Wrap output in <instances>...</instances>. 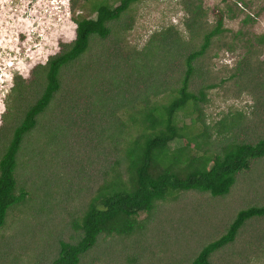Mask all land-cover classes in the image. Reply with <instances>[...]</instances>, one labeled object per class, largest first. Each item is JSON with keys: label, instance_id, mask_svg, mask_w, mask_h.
<instances>
[{"label": "rangeland", "instance_id": "1", "mask_svg": "<svg viewBox=\"0 0 264 264\" xmlns=\"http://www.w3.org/2000/svg\"><path fill=\"white\" fill-rule=\"evenodd\" d=\"M106 1L117 3V0ZM76 14L94 16L87 5L83 9L71 8L70 0H0V105L4 107L13 74L20 75L25 84L28 83L27 100L34 99L37 89L31 69L56 53L59 42L72 40L74 23L71 17ZM217 15L222 16L224 31L212 37L205 53L197 59L188 86L192 91L202 86L205 92L199 127L203 124L211 136L208 148L211 151L218 150L223 142L254 141L264 137V43L259 52L246 56L247 67L237 62L247 49L257 46L258 35L264 33V0L134 2L119 20L111 23L107 39L95 37L90 40L89 36L87 51L63 69L62 86L48 110H44L35 127L23 135L22 149L17 156V185L31 193L24 202L6 210L0 227V264H49L55 254L56 241L71 242L76 237L72 220L101 184L103 171L109 170L114 157L122 153L120 149L108 147L109 138H104L101 129L98 133L99 117L95 123L91 121L94 124L89 123L91 111H87L86 103L94 100L92 81L78 80L77 68L89 63L87 73L96 78L101 63L135 62L134 57L150 37L146 48L153 50L160 32L167 34L169 42H175L173 46L182 56L199 45L203 32L215 24ZM245 17L247 19L243 21ZM239 36L241 41L237 40ZM245 40L249 46L242 45L247 42ZM100 50L109 54H102ZM112 50L121 55V61L118 55L111 57ZM180 56H170L171 70L167 74L161 73L155 85L161 80L170 84L171 77L180 76ZM164 57L166 60L160 62H168L167 52ZM130 58L133 60H128ZM144 59L153 62L152 53ZM236 67H239L238 74ZM104 71L101 70V76ZM115 76L107 72L105 78L114 79ZM151 86L148 88L152 93L147 97L149 102L159 101L165 95L168 97L165 92L168 88L156 91ZM107 96L109 101L115 99L113 92ZM139 103L141 101H136L133 106L138 107ZM65 106L67 115H60L62 118L57 117V120L60 130H66L68 134L57 135L62 138L59 142L53 136L57 126L53 128L51 121ZM107 108H112L115 117L121 121H125L126 113L131 109L122 100L117 105L109 102ZM237 115L240 116L238 123L227 130L220 129L218 122L222 118ZM189 116H195V113L182 119L178 113V124L187 123ZM10 122L0 123L6 128V139ZM109 132L106 125L105 135ZM102 141L106 142L103 149ZM60 143L63 146L59 148ZM175 144H181V141L170 146ZM173 194L172 199L162 203L165 205L152 208L150 221L142 230L127 236L99 235L97 241L80 255L77 264L187 263L204 244L225 231L238 210L264 203V156L251 159L246 169L237 172L228 192L223 195L213 196L193 189ZM144 215L139 213L138 218L142 219ZM209 259L212 264H264V217L245 220L235 240L214 251Z\"/></svg>", "mask_w": 264, "mask_h": 264}, {"label": "trees", "instance_id": "2", "mask_svg": "<svg viewBox=\"0 0 264 264\" xmlns=\"http://www.w3.org/2000/svg\"><path fill=\"white\" fill-rule=\"evenodd\" d=\"M137 1L140 0H117L116 4H109L106 0H70L71 8L77 6L83 9L87 5L90 14L94 13V16L73 15L72 40L59 42L56 53L49 55L43 64L33 66L31 75L35 80L34 88L37 89L33 100L28 101L25 95L28 83L25 84L20 75L13 74L12 85L4 101L5 111L0 115L2 123L13 120L10 122L11 128L7 127L10 128L7 139L4 137L5 134L8 135L6 128L0 124V227L4 223L6 210L24 202L31 193V190L17 185V156L22 149L23 135L35 127L37 119L44 110H48L52 99L60 90L63 69L87 51L89 36L90 40L95 37L107 39L111 23L119 20L128 7ZM246 19L245 17L243 21ZM221 22L222 16L217 15L215 24L203 32L199 45L188 49L182 56L176 50L178 48L173 46L175 42H169L167 34L160 32L153 50L146 48L150 37L136 54L137 57H134L135 62H114L111 65L101 63L96 78L92 73H87L89 63L77 68L78 80L85 78L88 83L92 81L94 100L86 103L87 111H91L89 123H95V119L99 117L101 122L97 126L98 133L101 129L104 138H109L108 147L113 146L114 150L120 149L122 153L118 158L114 157V161L108 166L109 170L103 171L101 184L94 190L77 218L72 220L71 226L76 237L71 242L58 239L55 254L49 264H77L80 255L97 241L99 235L127 236L142 230L150 221L152 208H158L164 201L172 199L175 191L193 189L206 191L213 196L227 193L236 173L246 169L251 159L264 156V137L254 141L223 142L218 150L211 151L208 148L212 138L203 124L199 127L202 120L200 106L205 101V92L202 86L195 91L189 90L188 86L195 73L197 59L205 53L212 37L224 31ZM241 39V36L237 37V40ZM263 43L264 33H261L257 37V46L247 49L237 60L238 64L247 67L246 56L259 52ZM242 45L249 46L248 41ZM100 52L109 54L105 50ZM150 52L153 62H150L151 59L148 62L144 59L148 58ZM166 52L168 62H160L166 60ZM112 54L111 57L121 56L114 50ZM171 55L175 58L180 56V76L173 79L170 75V84L167 80H161L155 85L157 79L161 78V73L167 74L171 70ZM119 60L121 61V57ZM102 69H105V76L109 72L113 77L116 75L115 78H105L103 74L101 76ZM237 69L239 67H236V73ZM150 86L156 91L168 88L165 91L168 97L165 95L159 101L149 102L147 97L152 94L148 89ZM110 92L114 93L115 99L109 101L107 94ZM95 94L104 100L97 99ZM121 100L131 108L126 113L125 121L115 117L112 108H107L109 102L117 105ZM136 101H141L138 107L133 106ZM64 110L66 106L50 120L53 128L57 126L53 136L59 142L62 138L57 135L63 137L68 134L66 130H60L57 120V117L62 118L60 115H67ZM193 112L195 116H189L187 123L178 124V113L182 119ZM239 118L238 115L229 118L225 116L218 122V126L221 130H227L232 124L238 123ZM106 125L110 128L108 135H105ZM179 140L181 144L170 146ZM51 143L52 141L49 142L50 145ZM104 143L106 142H101L102 149ZM62 146L63 144L59 145V148ZM29 180L31 184L32 179ZM139 213H145L142 219L138 218ZM258 217H264V203L238 210L225 231L204 244L185 264H212L210 255L232 243L245 220Z\"/></svg>", "mask_w": 264, "mask_h": 264}, {"label": "clouds", "instance_id": "3", "mask_svg": "<svg viewBox=\"0 0 264 264\" xmlns=\"http://www.w3.org/2000/svg\"><path fill=\"white\" fill-rule=\"evenodd\" d=\"M5 111L3 105H0V115L3 114V112ZM0 123H2V121H0Z\"/></svg>", "mask_w": 264, "mask_h": 264}]
</instances>
